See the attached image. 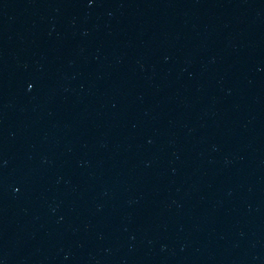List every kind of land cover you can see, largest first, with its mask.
I'll return each instance as SVG.
<instances>
[{
  "label": "water",
  "instance_id": "water-1",
  "mask_svg": "<svg viewBox=\"0 0 264 264\" xmlns=\"http://www.w3.org/2000/svg\"><path fill=\"white\" fill-rule=\"evenodd\" d=\"M264 234V0H0V264H225Z\"/></svg>",
  "mask_w": 264,
  "mask_h": 264
}]
</instances>
